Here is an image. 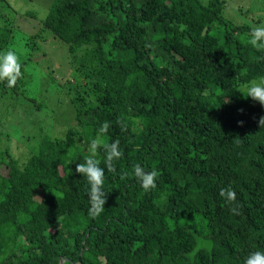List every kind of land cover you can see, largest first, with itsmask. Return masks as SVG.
Returning a JSON list of instances; mask_svg holds the SVG:
<instances>
[{
	"label": "trees",
	"instance_id": "1",
	"mask_svg": "<svg viewBox=\"0 0 264 264\" xmlns=\"http://www.w3.org/2000/svg\"><path fill=\"white\" fill-rule=\"evenodd\" d=\"M3 2L0 50L23 55L16 84L0 82V264H243L264 252V107L239 92L264 76V49L247 43L264 0H53L24 41L19 18L37 16ZM48 38L67 45L74 75L56 104L22 98ZM92 139L107 192L95 218L75 172ZM136 165L156 171L154 189Z\"/></svg>",
	"mask_w": 264,
	"mask_h": 264
},
{
	"label": "clouds",
	"instance_id": "2",
	"mask_svg": "<svg viewBox=\"0 0 264 264\" xmlns=\"http://www.w3.org/2000/svg\"><path fill=\"white\" fill-rule=\"evenodd\" d=\"M247 43L256 49H264V23L251 28ZM23 53L19 49L8 48L0 50V82H4L7 87L16 84L18 78L21 77V57ZM244 97H250L252 100L259 102L264 107V76L258 79L250 80L239 91ZM259 124L264 126V116L260 117ZM108 128V124H102L100 132H104ZM99 140L92 139L88 146V152L91 155L83 157V161L76 164L75 172L79 173L86 182V195L88 198V215L92 218L99 216L105 209L104 205L107 198V192L104 189V171L99 166V161L94 157L96 155ZM119 141L114 140L111 144L105 145L104 164L108 171H113L112 162L118 160L122 156V152L118 148ZM141 188L147 192L156 187L155 178L157 173L155 170L146 172L141 166L136 165L132 173ZM220 196L228 201L235 199V193L231 189H221ZM243 264H264V252L255 251L250 253Z\"/></svg>",
	"mask_w": 264,
	"mask_h": 264
},
{
	"label": "rangeland",
	"instance_id": "3",
	"mask_svg": "<svg viewBox=\"0 0 264 264\" xmlns=\"http://www.w3.org/2000/svg\"><path fill=\"white\" fill-rule=\"evenodd\" d=\"M2 1L3 0H0V2ZM52 1L53 0H4L3 3H9L12 9L20 12L21 15L26 12H33V14L37 16L36 19H30L26 15L22 16H26L27 19L19 18L17 25H21L22 30L19 29L17 38H21V40L24 41L26 38L37 33L38 22L43 20L41 17L47 15L48 8ZM231 8L228 10V12L230 11L232 14L231 19L240 16L241 11H232ZM251 17L252 16H248L249 22ZM235 21L239 22L238 19H235ZM253 26L255 27L257 25L255 24ZM22 41H20V43ZM39 46V50L33 54V61L30 63L31 68L28 70L29 79L24 93L22 94V98H29L32 101L35 100L36 103L42 102L46 104L50 102L56 104L58 101L56 98L58 94L54 91L65 86V83L68 85V82H72L74 78L73 69L71 70L69 63L68 47L58 39L55 40L53 38L45 39V41L42 42L40 41ZM36 197L37 200L42 199L41 196Z\"/></svg>",
	"mask_w": 264,
	"mask_h": 264
},
{
	"label": "water",
	"instance_id": "4",
	"mask_svg": "<svg viewBox=\"0 0 264 264\" xmlns=\"http://www.w3.org/2000/svg\"><path fill=\"white\" fill-rule=\"evenodd\" d=\"M63 262H64V260H63V261H61V263H60V264H63Z\"/></svg>",
	"mask_w": 264,
	"mask_h": 264
}]
</instances>
